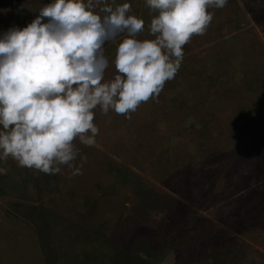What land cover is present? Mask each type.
I'll return each instance as SVG.
<instances>
[{
	"label": "rangeland",
	"instance_id": "1",
	"mask_svg": "<svg viewBox=\"0 0 264 264\" xmlns=\"http://www.w3.org/2000/svg\"><path fill=\"white\" fill-rule=\"evenodd\" d=\"M38 1L0 0V38L36 19ZM123 3L145 21L138 38L154 39L158 13L108 0ZM208 11L158 97L131 119L94 109L96 143L77 138L71 167L0 159V264H264V0ZM124 38L105 42V81Z\"/></svg>",
	"mask_w": 264,
	"mask_h": 264
},
{
	"label": "clouds",
	"instance_id": "2",
	"mask_svg": "<svg viewBox=\"0 0 264 264\" xmlns=\"http://www.w3.org/2000/svg\"><path fill=\"white\" fill-rule=\"evenodd\" d=\"M227 2L146 0L158 13L149 26L154 39L138 38L145 21L129 15L131 4L113 7L108 0H53L26 27L10 29L0 38V159L45 174L71 167L77 138L86 146L96 143L94 109L131 119L175 78L184 46L213 20L208 9ZM120 34L119 74L105 81L104 45Z\"/></svg>",
	"mask_w": 264,
	"mask_h": 264
},
{
	"label": "trees",
	"instance_id": "3",
	"mask_svg": "<svg viewBox=\"0 0 264 264\" xmlns=\"http://www.w3.org/2000/svg\"><path fill=\"white\" fill-rule=\"evenodd\" d=\"M44 1H47V0H39L38 1V3H37V7L41 10L42 8H41V3H43ZM52 2H53V0H52ZM22 24H24V25H26V23L25 22H22ZM142 198V197H141ZM147 198V197H146ZM163 197L162 196H156V197H154L153 199H149V198H147L149 201H148V203H150V204H152V205H154L155 204V202L157 203V204H160L161 202H158L157 201V199H162ZM154 200H156L155 202H153ZM143 198L139 201V205H137V207H136V209L135 210H137V213L139 214V212H142V213H146L147 211V209H148V207H147V205H145L144 203H143ZM147 203V202H146ZM173 206H175V208H177V204H174ZM172 206V207H173ZM134 210V211H135ZM171 210H173V209H171ZM127 260H128V262H134V258L133 257H131V256H128V258H127Z\"/></svg>",
	"mask_w": 264,
	"mask_h": 264
}]
</instances>
